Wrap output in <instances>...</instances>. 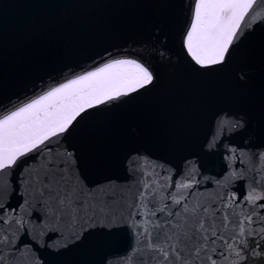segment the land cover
I'll return each mask as SVG.
<instances>
[{"label":"snow or ice","instance_id":"obj_1","mask_svg":"<svg viewBox=\"0 0 264 264\" xmlns=\"http://www.w3.org/2000/svg\"><path fill=\"white\" fill-rule=\"evenodd\" d=\"M0 264H264V0H0Z\"/></svg>","mask_w":264,"mask_h":264}]
</instances>
